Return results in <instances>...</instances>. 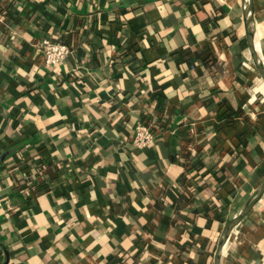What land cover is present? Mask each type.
Listing matches in <instances>:
<instances>
[{
  "label": "crops",
  "instance_id": "1",
  "mask_svg": "<svg viewBox=\"0 0 264 264\" xmlns=\"http://www.w3.org/2000/svg\"><path fill=\"white\" fill-rule=\"evenodd\" d=\"M245 3L4 1L0 264H213L223 225L264 178ZM253 7L264 63V0ZM42 37L71 53L45 65ZM137 121L156 132L143 150ZM220 264H264V193Z\"/></svg>",
  "mask_w": 264,
  "mask_h": 264
},
{
  "label": "water",
  "instance_id": "2",
  "mask_svg": "<svg viewBox=\"0 0 264 264\" xmlns=\"http://www.w3.org/2000/svg\"><path fill=\"white\" fill-rule=\"evenodd\" d=\"M245 5L246 7H245L244 27H245L246 41L248 44V49L254 67L258 72L260 78L264 82V63L260 58V55L256 47V42L254 39L253 0H246ZM263 193H264V178L262 179L258 187L255 189L253 194L240 207L239 211L234 216L229 218L223 225L213 254V264H220L221 249L229 233L231 232L233 227H235L238 224V222L250 211V209L260 199ZM6 263H7V258L4 264Z\"/></svg>",
  "mask_w": 264,
  "mask_h": 264
},
{
  "label": "built area",
  "instance_id": "3",
  "mask_svg": "<svg viewBox=\"0 0 264 264\" xmlns=\"http://www.w3.org/2000/svg\"><path fill=\"white\" fill-rule=\"evenodd\" d=\"M4 1L5 0H0V7ZM35 46L41 53L45 65L61 63L71 53V48L67 43L52 40L49 37H42L36 41ZM155 136V128L150 122L137 121L133 126L131 144L135 149L143 150L153 144ZM32 179H27L24 187V189L30 192L35 185L34 179Z\"/></svg>",
  "mask_w": 264,
  "mask_h": 264
}]
</instances>
